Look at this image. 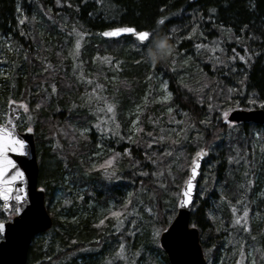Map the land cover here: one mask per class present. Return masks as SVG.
Listing matches in <instances>:
<instances>
[{"label": "trees", "instance_id": "1", "mask_svg": "<svg viewBox=\"0 0 264 264\" xmlns=\"http://www.w3.org/2000/svg\"><path fill=\"white\" fill-rule=\"evenodd\" d=\"M22 15L29 20L21 37ZM118 27L152 35L143 45L131 33L102 35ZM160 33L172 52L149 62L145 51ZM0 58V122L10 99L26 103L53 218L34 237L28 264H170L155 233L175 217L203 148L209 153L190 223L208 264L247 263L250 249L264 264V125L230 126L222 115L262 108L264 0H0ZM158 76L169 100L156 99ZM136 106L140 112L128 115ZM56 194L60 211L50 208ZM245 208L248 231L234 222Z\"/></svg>", "mask_w": 264, "mask_h": 264}, {"label": "water", "instance_id": "2", "mask_svg": "<svg viewBox=\"0 0 264 264\" xmlns=\"http://www.w3.org/2000/svg\"><path fill=\"white\" fill-rule=\"evenodd\" d=\"M196 3L198 0H190ZM25 103L11 99L7 103L5 126L10 121L13 127L11 130L19 139L25 141L22 153H9L11 158L25 172L23 185L27 192V198L23 202V210L13 215L11 220L6 221V231L0 239V264H28V252L34 237L48 231L53 226V218L45 204V189L39 186V163L36 149L35 132L20 130L17 121L25 110ZM231 123L253 122L257 125H264V108H235L228 112ZM224 124H229L223 119ZM30 128V127H29ZM204 154L198 157L199 166L197 175L193 178L192 203L189 206H182V192L186 186L185 182L191 176V167L187 179L185 180L180 196L177 201L176 215L171 223L160 233L159 245L166 253L170 264H207L204 249L200 240V230L198 226L191 225V212L196 199L199 181L202 175L203 164L208 157V149ZM196 158V155L194 156ZM2 203V212L10 215L8 210L4 209ZM12 202L9 201L12 209ZM11 212V211H10ZM183 224L182 230L173 229V224L177 219Z\"/></svg>", "mask_w": 264, "mask_h": 264}, {"label": "snow or ice", "instance_id": "3", "mask_svg": "<svg viewBox=\"0 0 264 264\" xmlns=\"http://www.w3.org/2000/svg\"><path fill=\"white\" fill-rule=\"evenodd\" d=\"M59 3V0H57ZM210 11H215V9H212ZM165 21L164 17H160L159 20H157L158 24H163ZM23 23L24 21H20ZM247 27V26H245ZM121 33H131L133 34L137 40L141 43V45L146 44L152 35L150 30H137L134 27H118V28H112L109 31H104L102 35L104 36H119ZM170 35V34H169ZM77 48H79V42H77L76 45ZM214 51V50H213ZM245 52L248 54V57L250 58L252 53H248V50L245 49ZM236 56L234 55L231 59H235ZM239 59L241 61H245V63L248 62L245 56H239ZM91 83V81H89ZM53 91H55V86L53 85ZM171 96V93H168L164 99H168ZM260 105L262 108H264V101L260 102ZM26 107V106H25ZM39 107V105H37ZM107 111L112 112L114 109V105L106 104ZM211 108L212 105H209ZM169 112L172 111L171 108L168 109ZM223 119L229 123L231 126V121L229 120L228 112L225 111L223 114ZM136 121H133V124H135ZM13 125L11 122H8V125L5 126L3 124H0V199H2L4 203V209L8 210L9 213L11 211V205L9 204V201H15V212L19 214L23 210V202L27 198V192L25 190V187L23 185V181L25 179V172L17 165L16 161L11 158L9 153L15 152V153H22L24 150V144L25 141L22 139H19L17 135L11 130ZM27 131L31 132L32 129L28 128ZM151 135V134H149ZM259 135V133L257 134ZM128 150L125 149V152ZM205 152L204 149H200L196 153V158L192 159V167H191V176H189L188 180L185 182L186 186L182 192V200L181 204L182 206H189L192 203V192H193V178L197 175V170L199 166V160L198 157L203 155ZM118 155V154H117ZM229 159H232L229 157ZM113 163V158H109L105 161L104 165H101L100 167H104L107 165H111ZM155 163V161H153ZM249 184H251V180L248 181ZM131 195V194H129ZM147 211L151 212L152 210L149 208ZM247 213L248 209L245 208L243 213L241 214L244 219L242 220L240 217H237L234 221L235 223H242L244 225V231H248V225H247ZM112 216L120 217V212H112L110 213ZM102 224L103 221H100ZM173 229L175 230H182L183 224L182 221L178 218L176 222L173 224ZM6 231V221L3 219H0V236H2ZM155 235L158 237L160 236V231H157ZM124 245H121V250H123ZM239 264V262H237ZM253 264H255V261H253Z\"/></svg>", "mask_w": 264, "mask_h": 264}, {"label": "rangeland", "instance_id": "4", "mask_svg": "<svg viewBox=\"0 0 264 264\" xmlns=\"http://www.w3.org/2000/svg\"><path fill=\"white\" fill-rule=\"evenodd\" d=\"M23 18H25V16L24 17H22L21 18V20L23 19ZM10 44V42L9 41H7V45H9ZM4 73H5V66L1 63V58H0V77L2 76V75H4ZM158 79L160 80V86H159V92H160V94L156 97V99L158 100V101H163V100H169L170 98H171V96L168 98V99H164V97L168 94V93H171V91L168 89V85H167V81L165 80V79H163L161 76H158ZM140 107L139 106H136L134 109H132V110H128V115H131V114H137V113H139L140 112ZM30 120H31V118L29 117V115H22L21 117H20V119L18 120V127L20 128L21 126H23V129L24 128H27V127H29V126H31V122H30ZM133 121H136V123L135 124H133ZM132 121V123H131V130H132V132L134 133V132H136V130H137V118L136 119H134ZM3 122H4V120H3ZM112 118H108V119H106V125H107V130L105 131V135H104V137H106L108 134H109V127L112 125ZM21 129V128H20ZM88 131H89V129H88ZM99 134H101V133H99ZM258 134V133H257ZM256 134V137L257 138H259V135H257ZM102 135V134H101ZM103 137V136H102ZM103 152V150H101L99 153H102ZM59 196H60V194H56L55 196H54V198H53V201H52V203L50 204V208L51 207H55V206H57L58 207V209H59V211L61 210V206L63 205V204H60V202H59ZM260 196H264V194H260ZM109 203H110V205H112V204H114V200H109ZM103 206V205H102ZM100 207V213L104 210V207H101V206H99ZM0 209H1V204H0ZM65 212L66 211H63V213L62 214H65ZM15 214V209H14V207L12 208V210H11V214L7 217V219H11V217L13 216ZM63 216V215H62ZM128 227L130 228V224H128ZM158 240H159V236H158ZM206 255V254H205ZM246 256H247V263H244L243 262V260H238V261H232V258H227L226 259V262H225V264H237V262H239V264H253V261H255V264H256V260H255V257H254V254H253V252H252V249H250L249 251H247V253H246ZM207 259V258H206ZM207 264H208V260H207ZM216 264H221V262L220 261H218Z\"/></svg>", "mask_w": 264, "mask_h": 264}, {"label": "clouds", "instance_id": "5", "mask_svg": "<svg viewBox=\"0 0 264 264\" xmlns=\"http://www.w3.org/2000/svg\"><path fill=\"white\" fill-rule=\"evenodd\" d=\"M170 37L165 33L153 36L150 45L145 51V56L149 62L164 61L172 52Z\"/></svg>", "mask_w": 264, "mask_h": 264}, {"label": "bare ground", "instance_id": "6", "mask_svg": "<svg viewBox=\"0 0 264 264\" xmlns=\"http://www.w3.org/2000/svg\"><path fill=\"white\" fill-rule=\"evenodd\" d=\"M22 17H24V16L22 15ZM30 18H31V17H30ZM22 20L26 23L29 19H27V17H25V18L22 19ZM30 21H31V19H30ZM23 30H25V29H24V27H23V25H22V23H21V24H19V28H18V35L21 36V37H22V35H24ZM25 33H26V30H25ZM25 35H26V34H25ZM26 39H27V41H28V47H29V48H32V45H31V43H30V41H29V39H28L27 36H26Z\"/></svg>", "mask_w": 264, "mask_h": 264}]
</instances>
